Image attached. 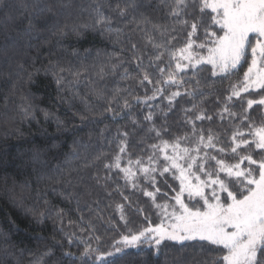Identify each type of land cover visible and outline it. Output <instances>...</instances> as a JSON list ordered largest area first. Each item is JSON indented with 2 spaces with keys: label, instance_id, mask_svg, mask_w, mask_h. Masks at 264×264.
<instances>
[{
  "label": "snow or ice",
  "instance_id": "1",
  "mask_svg": "<svg viewBox=\"0 0 264 264\" xmlns=\"http://www.w3.org/2000/svg\"><path fill=\"white\" fill-rule=\"evenodd\" d=\"M32 7L34 18L28 21L26 30L29 35L48 31L68 38L70 34L79 36L82 30L94 29L119 42L124 27L135 24L129 32L138 29L144 33V45L146 48L150 46L152 53L145 57L136 43L131 44L135 53V69L140 74L136 83L142 88L146 83L152 86L151 96L147 95L148 89L143 88L145 95L136 96L134 102L149 108L143 120L151 125L148 131L154 134L156 143L147 146L146 155H136L133 159L134 153L129 151V133L118 128L113 137L115 152L110 157L101 153L95 160L103 156L106 172L115 173L124 180L125 186L148 197L156 210L158 222L153 224L151 218L145 215L143 225L129 227L125 209L126 206L131 208V201L117 185L116 191L124 203H117L116 210L124 231L120 232L119 226L113 224L119 239L112 238L111 250L102 247V238L95 235L93 228L89 239L83 241L79 257L68 250L63 255L76 258L81 264L86 258L93 264H137L138 260L140 264H147L148 255L153 260L162 255L167 257L172 247L179 246L182 252L196 249L200 253L208 250L209 246H216L215 250L223 255L212 264H264V120L257 123L249 111L254 105L264 107V95H260L259 99L243 95L250 94L251 90L264 91V0H167L165 17L171 24L152 22L149 11L157 10L153 0H124L123 4L120 0L109 4L90 0L86 6H79L75 16L73 10L77 6L70 0H36ZM84 13H87L86 18ZM149 24L150 29L147 27ZM53 29L56 31L53 32ZM128 38L131 39L130 36ZM15 46L13 41L11 47ZM8 55L6 44L0 51V57L7 59ZM118 55L111 54L113 57ZM145 58L147 64L144 63ZM49 63L51 67L34 68L27 73V82H34L33 78L42 71H51L58 90L66 84L75 88L78 79L74 83L66 80L65 76L71 74L73 78H79V70L73 72L71 67H63L59 62ZM123 63L125 61L120 60L118 64H113V71ZM244 65L247 68L242 78L229 84L223 107L215 113L221 121L228 118L239 123L234 124L223 138L212 128L197 127V122L213 120L212 115H207L205 109L192 102L205 95V85L199 74L208 68L209 77L226 78ZM154 77L158 78L154 81ZM121 78L128 80L133 75L128 68H124ZM165 87L177 90L169 91L165 97ZM120 91L115 90L112 101L104 108V112L112 113L113 117L119 115L112 104L113 101L119 103ZM72 95H78V92L73 91ZM105 95L103 89L97 91L99 98ZM33 96L31 91L21 96L23 103L19 113L22 117L36 119V112L40 111L46 120L49 117L56 119L58 128L64 124L56 112L33 104L29 99ZM157 97L167 99L169 111L177 97L192 98L189 101L191 108L183 110V122L188 132L174 136L163 125L156 127L151 102ZM81 99L87 103L85 98ZM234 100L241 109L239 113L231 110L237 106L232 104ZM200 103H203L202 99ZM130 107L128 100L123 99L121 111ZM167 114L162 112L165 117ZM75 115L81 122L88 119L79 113ZM137 123L133 120V124ZM15 133L19 134V129H15ZM165 136L170 139H165ZM31 143L33 147L21 155L28 156L30 163L40 164L37 170L39 179L46 177L51 181L65 174L57 164L55 173L48 175L51 166L45 159L47 153ZM70 155L79 158L80 153L73 148ZM2 162L3 155H0ZM64 163L70 165L71 161ZM165 177L170 178L176 187L169 184ZM111 178V175L105 177L106 180ZM141 180L147 187L140 183ZM159 184H163L167 191H162ZM137 211L142 213L143 209ZM62 215L63 209L57 212L61 224ZM39 216H44V213H39ZM65 235L71 244V235ZM4 239L7 242V235ZM93 240L97 245L95 248ZM112 257L114 259H110ZM196 264L208 262L197 261Z\"/></svg>",
  "mask_w": 264,
  "mask_h": 264
},
{
  "label": "trees",
  "instance_id": "2",
  "mask_svg": "<svg viewBox=\"0 0 264 264\" xmlns=\"http://www.w3.org/2000/svg\"><path fill=\"white\" fill-rule=\"evenodd\" d=\"M70 2L77 6L73 10L75 16L79 12V6H86L90 0ZM97 2L109 4L116 0ZM123 2L124 0H120L121 4ZM35 3L36 0H0V51L7 44L9 52L7 59L0 57V155H3V162L0 163V264H81L76 258L64 256L63 252L68 250L79 257L83 251V241L89 239L93 228L95 235L102 238V247L110 251L112 238L119 239L113 224L119 226L120 232L124 231L123 222L119 220V212L116 210L117 203H124L116 191L117 185L131 201V208L126 206L125 209L126 218L130 221L129 227L143 225L145 215L151 218L153 224L158 222L156 210L148 197L125 186L124 180L115 173L106 172L103 156L100 160H95L101 153L110 157L115 152L113 137L118 128L129 133V151L134 153L133 159L136 155H146L147 146L156 143L154 134L148 131L151 125L143 120L149 108L134 102L136 96L145 95L143 88H147V95L151 96L152 86L146 83L142 88L136 83L140 74L135 69V53L131 50V44L136 43L145 57L152 53L150 46L146 48L144 45V33L138 29L129 32V28H135V24L124 27L119 42L94 29L82 30L79 36L70 34L68 38L48 31L29 35L26 30L28 21L34 18L35 10L32 5ZM166 3L167 0H153V4L157 6V10L149 11L153 23L171 24L165 17ZM84 16L86 18L87 13ZM62 24L61 18V26ZM147 27L150 29L151 24ZM13 41L15 48L11 47ZM112 53L119 55L113 57ZM120 60L125 63L113 71L112 65L118 64ZM50 61L52 64L59 62L66 68L71 67L73 72H81L79 78H73L71 74L65 76L66 80L74 83L78 79L75 88L72 84H66L58 90L51 71H42L33 78L34 82H27V73L34 71V68L51 67ZM144 63L147 64V58ZM124 68H128L133 78H121ZM246 68L247 65H244L226 78L209 77L208 68L199 74L205 85V95L192 102L205 109L207 115L213 116V120L197 122V127L212 128L223 138L234 124L239 123L238 120L230 121L228 118L221 121L215 113L223 107L229 84L238 82ZM156 78L158 77H154V81ZM100 89L106 93L104 98L97 96ZM116 89L121 90L118 94L119 103L113 101L112 106L119 115L113 117L112 113L104 112V108L112 101ZM175 90L177 89L165 87L164 96ZM28 91L34 94L29 98L33 104L40 109L56 112L64 124L58 128L56 119L49 117L46 120L40 111L36 112V119L22 117L19 113L23 103L21 96ZM73 91L78 92V95L73 96ZM243 95L259 99L264 91L252 90L250 94ZM81 98H85L87 103ZM123 99L128 100L130 109L121 111ZM191 99L177 97L174 107L169 111L167 99L157 97L151 102L156 115V127L163 125L174 136L188 132V127L183 122V110L191 108ZM200 99L203 103H200ZM64 100L68 102H62ZM232 104L237 106L231 110L239 113L241 109L237 101L234 100ZM249 111L251 118L257 123L264 120V107L254 105ZM162 112H167V116L162 115ZM76 113L88 119L81 122ZM133 120L138 123L133 124ZM15 129H19V134L15 133ZM164 138L170 139L169 136ZM31 142L47 153L45 159L51 166L48 175L55 173L57 164L65 174L51 181L46 177L39 179L37 170L41 167L40 164L30 163L28 156L21 155L33 147ZM73 148L80 153L79 158L70 155ZM66 160H70L71 164L64 163ZM109 175L112 178L106 180L105 177ZM157 179L161 180L160 177ZM165 179L176 187L170 178ZM140 183L147 187L143 180ZM158 186L162 191H167L163 184ZM141 208L142 213L137 211ZM61 209L62 224L61 218L57 217V212ZM41 212L44 216H39ZM69 221L72 223L69 224ZM66 233L72 237L71 244ZM5 235L8 237L7 242ZM92 246H97L95 240L92 241ZM215 248L216 246H209L208 250L198 253L196 249L182 252L176 246L168 250L167 257L162 255L153 260L148 255L147 264H196L197 261L212 264L217 257L223 255ZM46 252L49 254L45 255ZM84 264L93 262L86 258ZM137 264H140L139 260Z\"/></svg>",
  "mask_w": 264,
  "mask_h": 264
},
{
  "label": "rangeland",
  "instance_id": "3",
  "mask_svg": "<svg viewBox=\"0 0 264 264\" xmlns=\"http://www.w3.org/2000/svg\"><path fill=\"white\" fill-rule=\"evenodd\" d=\"M252 91V90H251Z\"/></svg>",
  "mask_w": 264,
  "mask_h": 264
}]
</instances>
